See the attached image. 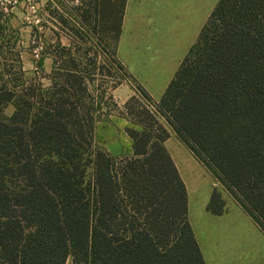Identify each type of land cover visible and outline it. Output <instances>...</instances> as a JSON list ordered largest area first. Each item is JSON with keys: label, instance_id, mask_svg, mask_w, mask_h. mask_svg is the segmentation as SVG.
Listing matches in <instances>:
<instances>
[{"label": "trees", "instance_id": "obj_1", "mask_svg": "<svg viewBox=\"0 0 264 264\" xmlns=\"http://www.w3.org/2000/svg\"><path fill=\"white\" fill-rule=\"evenodd\" d=\"M126 2L78 7L111 31L115 52ZM77 66L66 60L59 81L22 95L0 80V264H206L169 131L133 95L123 112L140 125L126 128L133 153L98 147L95 98ZM158 108L264 231V0L218 1ZM224 208L214 188L208 209Z\"/></svg>", "mask_w": 264, "mask_h": 264}, {"label": "rangeland", "instance_id": "obj_2", "mask_svg": "<svg viewBox=\"0 0 264 264\" xmlns=\"http://www.w3.org/2000/svg\"><path fill=\"white\" fill-rule=\"evenodd\" d=\"M157 1L159 0H141L138 8L143 9L145 14L147 6L152 11L154 7V12L160 16L154 15L155 21L160 20L163 24L161 33H166L167 36L166 44H175L176 47L168 62H162L166 57H161L160 63L164 64L155 62L153 65L157 67L152 68V73H146L149 76L147 80L155 84L153 89L156 93L162 90L163 83H166L167 75L177 65L178 58L181 55L185 57L219 0H160L156 6ZM38 2L39 25H42V29L28 23L23 6L15 8L9 16L0 13V80H10L9 89L17 90L18 95H22L26 86L37 87L41 84L49 87L54 81H59L58 71L55 70H60L59 66L66 60H74L78 64L77 70L86 77L89 92L95 98V144L106 150L110 148L112 152L126 151L129 144L133 145L126 131L127 127H121V118L128 116L123 113L126 112L128 100L136 93L144 102L143 105H149L148 102L155 104V109L150 110L156 114L158 123L169 131V137H172L166 146L177 161L186 184L189 220L204 256L207 258L218 254L220 246V259L230 257L224 264H254L258 260V254L253 255L254 249L261 251L264 256V234L258 229V225L255 227L252 217L246 214L247 211L235 201L233 193L211 170L207 168V171L195 159L188 160L187 154L189 156L190 152L168 118L160 113V101L143 97L136 89L139 88L138 82L135 85L125 67L117 60L111 31L105 32L101 25L95 28L93 24L89 25L82 20L78 8L82 0ZM137 15L133 14L132 17ZM36 52L39 57H36ZM53 72L54 79L51 78ZM127 95V100L123 101ZM13 111V105L6 108L7 114H12ZM138 126L140 129V125ZM128 155L131 154L123 152L115 157L124 158ZM214 188L221 190L227 199V212L217 217L207 209ZM214 230L223 233L221 244L216 241L220 235L215 236ZM253 231L257 232L256 237L252 236ZM242 237L248 239L244 240ZM72 260L70 256L66 264H72ZM259 264H263L262 261L259 260Z\"/></svg>", "mask_w": 264, "mask_h": 264}, {"label": "crops", "instance_id": "obj_3", "mask_svg": "<svg viewBox=\"0 0 264 264\" xmlns=\"http://www.w3.org/2000/svg\"><path fill=\"white\" fill-rule=\"evenodd\" d=\"M159 3H160V0L157 1L155 5L158 6ZM140 6H141V0H127L125 12H124V16H123V21H122L121 33H120L119 38H118V43H117L115 55H116V58L119 61V63H121L123 65V67H125L127 74L130 76V78L133 80V82H135V84H136V82H138L137 84L139 86H141L155 101H160L161 98L163 97L169 83L171 82V80L175 76L177 70L179 69L180 64L182 63L184 58L188 55L189 50L191 49V47L193 46V44L196 42L197 39L189 47L188 52L185 55V57H184V55H181L178 58L177 65H175L173 67V69L171 70V72L167 75V78L165 81L166 83H163L162 90L159 91L158 93H156L153 89V86L155 84L152 83L151 81L147 80V77H149V76H146V73H148V72L152 73V71H151L152 68L157 67V65H153V63L159 61L158 62L159 64H164V63H160L161 57H163V58L166 57L162 62H168L169 58L174 53L173 50L175 49L176 46H175V44L174 45L169 44V43L166 44L165 38H167V36H166V33H165V35H164V33H161V28H162L163 24L160 22V20L158 22L155 21L156 17L154 15H156L157 17H160V16L158 15V13L154 12V7H153V11H152V10H150V7L147 6L146 12L144 14L143 9L138 8ZM133 14H138V15H137V17H132ZM163 36H164V39H163ZM133 93H134V91H132V94ZM160 96H162V97L160 98ZM127 98H128V95L122 100L125 101V100H127ZM121 119H122L121 127H124V128L125 127H132L135 129L139 128L138 124H135L131 120H129L125 117H123ZM129 139H131V138H129ZM171 139H172V137H169L165 141V145H167V143L170 142ZM177 140L180 143H183L179 139H177ZM183 144L188 148V150L190 152L189 156L187 154L188 160L192 161L193 159H195V160L199 161L204 166V168L207 170L206 166L193 153V151L185 143H183ZM107 149L114 156L117 154H122L123 152L127 153V154L133 153V147L131 146V144H129V147L126 149V151L116 150V151L112 152L110 148H107ZM167 149H168V147H167ZM170 154H171L173 161L175 162V164L179 170V173H180V167H179L177 161L175 160L174 156L172 155L171 151H170ZM214 185H215V183L213 182V186ZM235 204L237 205V207L240 208L239 210L244 211L240 205H238L237 203H235ZM207 209H208V206H207ZM208 211L211 214L215 215L216 217L224 215L227 212V199L225 198V208H224L223 213L215 214V213L211 212L209 209H208ZM245 211H244V213H245ZM188 214H189V207H188ZM246 214H248V213L246 212ZM254 225H255V227H257L258 223L255 221ZM258 227H259L258 229H260V231H262V233L264 234V231L261 229V227L259 225H258ZM214 233H215V236L220 235V237L216 238V241H220V244H221L223 242V239H224L223 233L217 232L215 230H214ZM255 233L257 235V232L253 231L252 236L256 237ZM242 239L247 240L248 237H242ZM198 243L200 244V242H198ZM200 246H201V244H200ZM220 247L218 248L219 253L214 255V256L210 255L209 257L206 258L204 256V253H203L206 264H224L226 259H230V257L223 258L222 260L220 259L219 256L221 255L220 253L222 252ZM201 250H202V247H201ZM202 252H203V250H202ZM253 252H254L253 255L258 254V260L254 264H259V260L262 261V263L264 264L263 253L261 251L258 252L257 249H254ZM230 253H231V248H230Z\"/></svg>", "mask_w": 264, "mask_h": 264}, {"label": "built area", "instance_id": "obj_4", "mask_svg": "<svg viewBox=\"0 0 264 264\" xmlns=\"http://www.w3.org/2000/svg\"><path fill=\"white\" fill-rule=\"evenodd\" d=\"M19 6H23L25 8L26 20L28 21L29 24L35 25L36 28L38 29L43 28L42 25H39L40 5H39L38 0H0V13L3 14L4 16H9L14 12V9ZM36 57H39L38 52H36ZM136 89L138 90V92H140L138 88ZM148 103L149 105L146 104V106L149 109H152V108L155 109V104H151L150 102Z\"/></svg>", "mask_w": 264, "mask_h": 264}]
</instances>
